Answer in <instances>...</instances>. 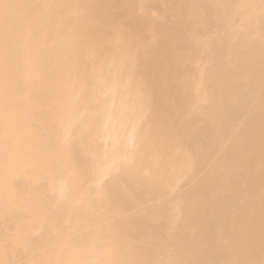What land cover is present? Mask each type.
Listing matches in <instances>:
<instances>
[{
    "label": "bare ground",
    "instance_id": "6f19581e",
    "mask_svg": "<svg viewBox=\"0 0 264 264\" xmlns=\"http://www.w3.org/2000/svg\"><path fill=\"white\" fill-rule=\"evenodd\" d=\"M7 2L0 264H264L262 0Z\"/></svg>",
    "mask_w": 264,
    "mask_h": 264
},
{
    "label": "snow or ice",
    "instance_id": "6c2138e0",
    "mask_svg": "<svg viewBox=\"0 0 264 264\" xmlns=\"http://www.w3.org/2000/svg\"><path fill=\"white\" fill-rule=\"evenodd\" d=\"M13 7H15V5L7 2V0H0V16H2V18L5 21L8 20L9 11ZM261 8H262L261 14L264 15V0H262ZM5 103H6V101H5ZM145 112H146V109L141 110L140 119H143ZM110 264H140V262H138V261H112V262H110ZM162 264H194V262H192V261H181V260H169L166 262H162ZM230 264H241V262L232 261V262H230Z\"/></svg>",
    "mask_w": 264,
    "mask_h": 264
},
{
    "label": "rangeland",
    "instance_id": "374dc122",
    "mask_svg": "<svg viewBox=\"0 0 264 264\" xmlns=\"http://www.w3.org/2000/svg\"><path fill=\"white\" fill-rule=\"evenodd\" d=\"M1 262V261H0Z\"/></svg>",
    "mask_w": 264,
    "mask_h": 264
}]
</instances>
